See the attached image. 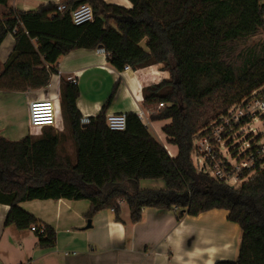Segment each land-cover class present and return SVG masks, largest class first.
<instances>
[{
	"label": "trees",
	"instance_id": "obj_1",
	"mask_svg": "<svg viewBox=\"0 0 264 264\" xmlns=\"http://www.w3.org/2000/svg\"><path fill=\"white\" fill-rule=\"evenodd\" d=\"M130 1L132 8L67 0L68 8L93 7L94 20L80 25L69 11L57 12L58 4L10 7L0 17V44L10 32L15 48L0 72V90L47 86L60 57L75 49L102 47L117 71L161 63L170 77L143 88L144 106L153 121L171 119L163 131L178 154L171 156L136 112L127 113L124 131L110 129L107 110L119 80L100 113L83 123L80 87L62 78V131L46 126L20 140L0 133V202L11 206L6 225H36L39 246L54 248L56 230L21 202L88 199L87 218L113 208L120 221L124 200L133 223L148 207L175 210L178 220L225 209L242 236L237 257L215 264H264V167L245 170L248 180L234 187L199 171L193 160L198 138L212 134L235 105L264 94V44L250 42L264 30V0ZM142 179H164L165 187L142 188Z\"/></svg>",
	"mask_w": 264,
	"mask_h": 264
},
{
	"label": "crops",
	"instance_id": "obj_2",
	"mask_svg": "<svg viewBox=\"0 0 264 264\" xmlns=\"http://www.w3.org/2000/svg\"><path fill=\"white\" fill-rule=\"evenodd\" d=\"M66 1L10 0L8 5L0 4V17L10 7L30 11L49 3ZM104 1L133 7L130 0ZM14 48L15 37L9 32L0 44V72ZM107 56L102 48L75 49L60 57L57 63L59 73L52 76L47 86L27 91L0 90V133L10 140H20L31 133L40 134L31 127L29 118V103L38 98H53L58 103L59 130L62 131L65 126L60 103L62 78L75 80L79 85L81 94L77 104L83 116L99 114L119 80L107 115L143 111L142 121L145 123L150 114L144 106L143 88L168 78L169 71L161 63L117 71ZM169 123L171 119L151 120L158 140L171 156H176L178 147L168 142L163 131ZM155 181L148 187L140 184L142 188L165 187V182ZM125 204L124 200L120 201V221L116 211L107 208L96 213L91 227H87L89 218L86 214L91 208L88 199L21 202L22 208L57 232L54 248H42L32 227L20 230L16 225H6L11 206L5 200L1 201L0 264H215L218 260L233 259L239 250L241 228L228 222V210L212 209L198 216L185 215L178 220L175 210L148 207L143 209L142 220L133 223L130 208Z\"/></svg>",
	"mask_w": 264,
	"mask_h": 264
},
{
	"label": "built area",
	"instance_id": "obj_3",
	"mask_svg": "<svg viewBox=\"0 0 264 264\" xmlns=\"http://www.w3.org/2000/svg\"><path fill=\"white\" fill-rule=\"evenodd\" d=\"M67 11H69L72 21L77 25L94 20L93 7L88 3L81 4L78 8H68L64 2L58 3L57 12L64 13ZM131 69L129 65L125 68V70ZM161 106H163V103H161ZM262 110H264V94L257 91L250 99L235 105L229 111V114L222 118L223 123L217 126L212 134L198 138L194 149L202 160L200 171L208 172L216 179L231 186L239 187L243 183L242 181L248 180L251 175V173L243 175L245 170L254 172L259 165L264 167V163H262L264 160V141L260 142V138V140L247 142L242 153H240V148H238L234 152L228 151L227 155L221 148V143L225 141L222 136L224 132L230 135L229 133H232L234 129L241 130L243 126L251 122V118L255 117L257 112ZM29 114L30 124L33 129H42L46 126L60 129V110L58 103L53 98L32 100L29 103ZM138 115L141 119H144L145 114L143 111ZM89 121L90 116L84 115L82 122L88 123ZM107 124L112 130L124 131L127 128V113L108 114ZM37 228L38 226L36 225L32 226L33 230H37Z\"/></svg>",
	"mask_w": 264,
	"mask_h": 264
},
{
	"label": "rangeland",
	"instance_id": "obj_4",
	"mask_svg": "<svg viewBox=\"0 0 264 264\" xmlns=\"http://www.w3.org/2000/svg\"><path fill=\"white\" fill-rule=\"evenodd\" d=\"M250 42L251 43L258 42L261 45L264 44V30L261 31L260 34L254 36L250 40ZM169 77H170V75H169ZM147 119H146L145 123H146L147 126L149 125L150 132L152 134H154V136L157 139H159L157 132L151 126V120L150 119L147 120ZM157 125H163V124L158 123ZM34 130H37V131L41 132L40 128H38V129L35 128ZM232 133H234L232 136H229L226 132H224L222 134V136L224 137L223 140H225V141H223L221 143V148H222L223 152L225 154H227V155H228V151L234 152L238 148H240V153H242L244 151V148H245L247 142H253V140H260V139H261L260 142H263L264 141V110H262L261 112H257L255 114V117L251 118V122L247 123L245 126H243L241 128V130H235L234 129ZM232 133H229V134H232ZM225 143H226V145L224 146ZM193 160H194V163H195L196 167L200 171L201 170L200 166H201L202 160L200 158V155L197 154L195 149L193 150ZM233 161H235V159H233ZM155 180H157V181H155ZM159 180H161L162 182H165L164 179H142L141 182H142L143 185H146L145 187H148L149 185H152L151 183H153L154 181L158 182ZM242 182H244V181H242ZM125 206H126V208L129 209L127 204H125ZM228 222H232V221L228 220ZM233 234H234L233 241L235 242L237 240V237H236V234H235V230H234ZM237 255H238V252H237L236 255H234L235 257L234 256L233 257L236 258Z\"/></svg>",
	"mask_w": 264,
	"mask_h": 264
},
{
	"label": "water",
	"instance_id": "obj_5",
	"mask_svg": "<svg viewBox=\"0 0 264 264\" xmlns=\"http://www.w3.org/2000/svg\"><path fill=\"white\" fill-rule=\"evenodd\" d=\"M100 48H102V47H100ZM91 225H92V219H89L87 227H91Z\"/></svg>",
	"mask_w": 264,
	"mask_h": 264
}]
</instances>
